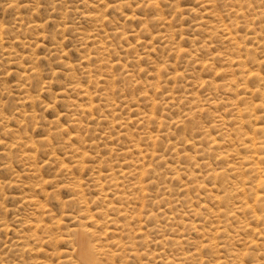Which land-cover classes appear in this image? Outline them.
<instances>
[{
  "label": "rangeland",
  "instance_id": "rangeland-1",
  "mask_svg": "<svg viewBox=\"0 0 264 264\" xmlns=\"http://www.w3.org/2000/svg\"><path fill=\"white\" fill-rule=\"evenodd\" d=\"M0 264H264V0H0Z\"/></svg>",
  "mask_w": 264,
  "mask_h": 264
},
{
  "label": "bare ground",
  "instance_id": "bare-ground-1",
  "mask_svg": "<svg viewBox=\"0 0 264 264\" xmlns=\"http://www.w3.org/2000/svg\"><path fill=\"white\" fill-rule=\"evenodd\" d=\"M89 111V110H88ZM97 223V222H96ZM90 231V230H89ZM78 237H81L80 240H77V242H79L78 246L80 248V252H82L85 248H86V243H85V240H84V237L81 236V234L77 233ZM86 235V234H85ZM79 239V238H78ZM82 239V240H81ZM87 240V239H86ZM76 245V243H75ZM78 252V251H77ZM79 253V252H78ZM84 255V254H83ZM89 259V258H88ZM89 261V260H88Z\"/></svg>",
  "mask_w": 264,
  "mask_h": 264
}]
</instances>
